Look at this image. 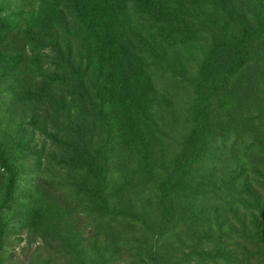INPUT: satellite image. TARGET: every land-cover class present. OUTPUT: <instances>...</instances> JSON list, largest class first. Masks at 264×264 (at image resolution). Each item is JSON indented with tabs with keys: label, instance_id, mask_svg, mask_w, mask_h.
<instances>
[{
	"label": "rangeland",
	"instance_id": "1",
	"mask_svg": "<svg viewBox=\"0 0 264 264\" xmlns=\"http://www.w3.org/2000/svg\"><path fill=\"white\" fill-rule=\"evenodd\" d=\"M223 1L143 0L139 7L134 0H109L119 20L111 28L114 36L124 35L120 44L129 57L121 86L112 81L108 90L100 82L101 95L95 97V47L71 0H0V22L6 27L0 34V149L22 174L12 202L3 208L6 176L0 170V264H264V234L240 236L242 229L255 233L258 228L253 210H242L238 201L257 202L255 193L264 207V184L256 174H245L252 196L242 179L236 183L237 202L216 211L210 192L232 173L189 179L175 197L174 203L183 201L178 214L163 218L169 190L161 191L162 182L180 164L193 130L198 75L211 36L222 29L228 43L237 39L221 10ZM228 4L255 37L249 64L209 104L211 120L232 125L222 127L228 141L218 132L214 143L226 160L235 155L246 167H259L264 160V0ZM228 62L225 58L221 65ZM82 85L90 87L91 103ZM92 106L100 109L98 118ZM140 124L149 132L147 169L133 146ZM77 126L79 138L87 137L94 149L107 144V211L85 194L90 181L67 164L69 148L78 144L72 133ZM193 187L203 199H188L195 195ZM205 205L210 221L202 214ZM190 207L199 217L191 219ZM253 215L264 228V217Z\"/></svg>",
	"mask_w": 264,
	"mask_h": 264
},
{
	"label": "trees",
	"instance_id": "2",
	"mask_svg": "<svg viewBox=\"0 0 264 264\" xmlns=\"http://www.w3.org/2000/svg\"><path fill=\"white\" fill-rule=\"evenodd\" d=\"M143 0H134L137 6L141 7ZM154 3V2H153ZM150 5H154V4ZM228 0H224L222 3V12L230 18L233 23V27L237 32V39L235 42L228 43L224 31L218 30L211 36V45L207 51L206 57L201 65L199 71V79L197 84L198 90V102L194 110H192V119H193V130L188 136L185 144L183 145V150L178 156L177 163L180 161L172 171L170 176L162 182V190H169L168 196L163 198L166 199L164 219H169L175 213V210L179 208V204L183 203L182 200H178L177 203L175 197L179 193H183L187 181L190 179L196 180V177L204 180H212L214 175L222 172L230 171L233 175L230 179L227 180L223 185L219 187H213L210 192L211 198L209 199V204L214 205L215 211L220 207L232 208L233 203L237 202L235 199L234 193L235 188L239 181L244 180L245 190L249 195H251V189L253 186H250L248 183L249 175L246 176V173L251 175L256 174V177H261L264 184V173H260L261 170L264 171V160L263 164L261 163L258 167L254 165L252 168L247 170V167L242 164V159L233 155L235 159L223 158L220 151L223 152L222 148L219 145L214 143L216 133L220 132L224 136V140L229 138L227 132L222 130V127L231 129L228 120H225L224 123H218L210 119V116L213 113V110L209 111V104L211 101L215 100L219 89L223 88L225 85L230 83L235 77L242 72V70L249 64L251 61V43L254 41L255 35L251 31V28L245 18L232 10L227 5ZM71 5L75 8L77 17L80 23L83 25L86 34L90 40L91 45L95 47V56L97 58V65L95 66L94 74V93L95 97L101 95L99 91L100 82L105 83L106 89L110 90L111 82L117 81L118 86H121V76L123 72L124 62L129 57L127 54V49L120 43L124 42V35L119 34L115 35L114 28H111V23L119 24V20L114 18L111 12L109 0H71ZM149 9H153L152 7ZM148 9V10H149ZM150 11V10H149ZM122 22V21H121ZM6 32L5 25L0 22V34ZM105 37H104V36ZM109 39H107V38ZM231 57V58H230ZM227 58L229 62L225 65H221L223 60ZM74 72V69H71ZM83 94L85 95L86 101H90V87L87 88L85 85H82ZM97 89H96V88ZM93 107L92 114L98 118L100 109ZM109 130L111 131V126L108 125ZM79 127L77 126L74 133L77 136L78 144L73 145L69 148L70 156L68 158V166L71 167L77 173L83 174L88 181H90V186L86 189L85 194L89 198H94L97 201L102 211H107L106 199L103 194L106 188V181L109 175V156L106 152V143L97 149H94L91 146V140L87 137L79 138ZM148 134V135H147ZM90 136V134H87ZM149 137V132L146 128L140 124L137 125L134 133L133 146L139 152L141 159H143V169L148 168L149 156H146L148 145L146 143V138ZM226 140L225 142H227ZM223 144V143H222ZM221 144V145H222ZM264 145V137L260 142V146ZM264 149V148H263ZM215 154L218 157H215ZM254 159V157H251ZM140 159V161H141ZM256 160V159H255ZM229 161L234 162V169L230 166ZM258 167V168H257ZM232 168V169H231ZM0 170L6 176L5 181V193L4 199L2 202V207L5 208L9 203H11L14 192L16 191L17 176L22 175L18 169H16L12 162L6 157L4 151L0 149ZM204 175V176H202ZM255 177V176H254ZM254 180V179H253ZM223 182V181H222ZM237 183V184H236ZM261 183H258L260 187ZM192 194L189 195L188 199L192 197H197L198 199H203V194L199 191V187L192 188ZM252 196V195H251ZM257 199L256 194H253ZM183 195L180 199H185ZM189 205H194V202L191 200ZM242 210H247L253 218V223L257 226L258 230L253 232V229L247 230L242 229L240 236L243 239L248 240L253 235L257 239V233L259 235L264 234L263 223L259 218L255 219L256 215L261 214L264 217V207L259 205L255 200L250 203H242L238 201ZM176 205V206H175ZM195 208V207H194ZM213 207H211L212 210ZM189 213H195L194 218L191 215V219H196L198 214L196 211L190 207ZM255 210V211H254ZM209 210L207 206L202 207V214L207 215ZM232 215L236 217L237 211H233ZM210 221L209 214L206 216ZM215 218H219L215 215ZM139 221V220H138ZM140 222V221H139ZM106 227L110 231V225L107 224ZM233 232V229L227 231V234ZM260 238V237H259ZM261 240L264 239L260 238ZM221 251V250H220ZM219 250L216 251L217 257L227 261V257L223 252ZM210 256V255H209ZM217 257L214 259L216 260Z\"/></svg>",
	"mask_w": 264,
	"mask_h": 264
}]
</instances>
